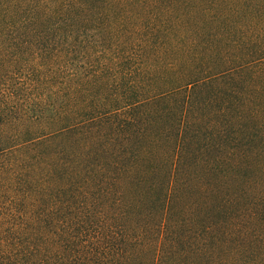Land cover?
<instances>
[{"label":"trees","instance_id":"obj_1","mask_svg":"<svg viewBox=\"0 0 264 264\" xmlns=\"http://www.w3.org/2000/svg\"><path fill=\"white\" fill-rule=\"evenodd\" d=\"M0 264H264V0H0Z\"/></svg>","mask_w":264,"mask_h":264}]
</instances>
